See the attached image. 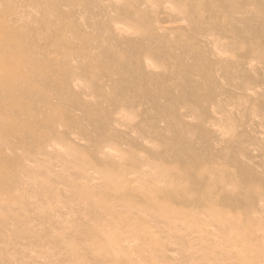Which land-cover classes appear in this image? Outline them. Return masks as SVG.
<instances>
[{
	"label": "rangeland",
	"instance_id": "rangeland-1",
	"mask_svg": "<svg viewBox=\"0 0 264 264\" xmlns=\"http://www.w3.org/2000/svg\"><path fill=\"white\" fill-rule=\"evenodd\" d=\"M0 264H264V0H0Z\"/></svg>",
	"mask_w": 264,
	"mask_h": 264
}]
</instances>
